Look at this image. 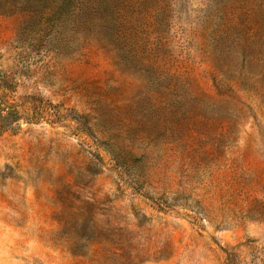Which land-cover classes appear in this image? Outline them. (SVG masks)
<instances>
[{
    "label": "rangeland",
    "instance_id": "rangeland-1",
    "mask_svg": "<svg viewBox=\"0 0 264 264\" xmlns=\"http://www.w3.org/2000/svg\"><path fill=\"white\" fill-rule=\"evenodd\" d=\"M4 1L0 264H264V0Z\"/></svg>",
    "mask_w": 264,
    "mask_h": 264
},
{
    "label": "trees",
    "instance_id": "trees-1",
    "mask_svg": "<svg viewBox=\"0 0 264 264\" xmlns=\"http://www.w3.org/2000/svg\"><path fill=\"white\" fill-rule=\"evenodd\" d=\"M20 9L18 4H12L9 1H4L0 0V14H5L7 12H15V10ZM23 11L25 10L24 8H21ZM54 10V9H53ZM63 12L67 13V7L62 5L61 7L58 8V10L55 12V14L60 13L62 14Z\"/></svg>",
    "mask_w": 264,
    "mask_h": 264
}]
</instances>
